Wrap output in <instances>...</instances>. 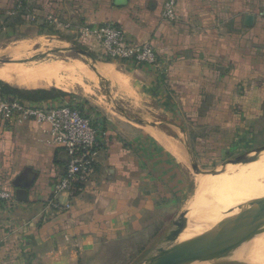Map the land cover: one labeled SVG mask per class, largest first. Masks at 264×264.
Instances as JSON below:
<instances>
[{
  "label": "crops",
  "instance_id": "1",
  "mask_svg": "<svg viewBox=\"0 0 264 264\" xmlns=\"http://www.w3.org/2000/svg\"><path fill=\"white\" fill-rule=\"evenodd\" d=\"M163 2H0L1 14L14 23L9 27L28 23L36 35L61 32L96 59L101 53L97 42L80 34L85 26L113 24L128 41L150 43L155 66L100 61L95 69L113 99L120 95L142 109L154 102L156 113L168 120L165 126L159 118L135 121L111 108L107 99L77 100L74 84L65 90L48 85L44 74L38 77L28 69L14 74L11 69L17 67L0 66L15 82L0 78V96L35 106L72 102L92 117L101 140L95 174L83 191L55 199L66 157L48 126L33 121L7 125L0 119V191L10 196L0 199V264H128L132 252L159 232L164 211L172 213L180 202L181 173L192 141L198 140L196 130L216 131L203 134L205 147L223 144L240 128L237 106L252 105V115L261 116L264 0H178L173 22L162 20ZM2 86L20 94L61 93L30 101L4 93Z\"/></svg>",
  "mask_w": 264,
  "mask_h": 264
},
{
  "label": "rangeland",
  "instance_id": "2",
  "mask_svg": "<svg viewBox=\"0 0 264 264\" xmlns=\"http://www.w3.org/2000/svg\"><path fill=\"white\" fill-rule=\"evenodd\" d=\"M1 1L3 2V0H0V2ZM6 16L12 17L11 14H6ZM12 22L13 21L8 18L5 19L4 15L0 12V66L17 67L11 69V73L14 74L23 70L27 71V69L30 74H34L38 77H41L44 74V77L48 79L46 81L48 85L59 86L65 90H70L72 88L71 85L74 84L75 94L72 95H75L74 98L77 100L90 101L100 98L104 101L107 99L111 108L118 112H123L127 117H131L135 121H141L148 118L149 120L154 119L152 121L155 122V119L159 118L161 122L164 123L163 126L168 123L166 116L163 118V116L156 113L157 109L154 102L146 103V107L142 109L130 106L129 101L118 98L120 95H117L116 98L113 99L112 97H114V94L112 89L106 82L99 79V75L95 69L96 62L100 61H97L92 53H85L86 49L81 44H78L71 38L62 35L61 32H53L55 34L54 36L40 35V33L36 35L34 27L28 25V23L25 25L21 24L22 26L14 25V27H9L14 24ZM15 24H17V22ZM63 39H67L68 42L66 43ZM18 50H21L20 53ZM37 68H43L44 72L37 70ZM0 75V78L10 83H15L11 76H7L9 75L7 72H0ZM55 77L59 79V81L53 80ZM259 108V111L261 112V116L259 118L252 115V105L245 107L240 106V108L237 106V108H235V115L237 116V119L240 118V128L235 132V138L227 143L220 144L217 142L214 143L213 146L210 145L205 147L206 144L202 141L203 134L216 131H208L203 127L201 130L200 128L196 130L198 140L196 143L192 141L191 153L189 154L190 158L189 160L187 158L184 170H182L181 173L182 183L185 187L181 191L180 202L174 205L176 206V209L173 210L172 213H170V211H164L166 214L162 216L159 232L152 235L147 244L132 252V256L130 257V262L128 264H141L144 258L154 253L155 249L160 246V241L163 239L164 235L172 228L171 222L182 212L189 211L186 214L189 215V217L187 218L185 224L195 223L199 229L205 231L213 227L215 224L214 221L207 216V213H214L221 216L223 213L234 208L230 207L235 205L231 203L232 199H229V201L228 199H224L227 200L228 203L230 202L232 204L228 205L226 202L227 206H225V202H223L224 207L222 206V203H220V206L219 201H217V205L215 204L213 206L212 204L214 209H210L212 208L211 203L214 202V200L211 202L210 199V202H207L208 200L206 201L210 207L206 206L207 204L204 205L203 198L201 197L198 189L205 186V184L210 181L209 179H211L214 175L196 176L195 170L210 171L224 163L233 165L234 159L241 153L264 145V105H261ZM146 112H148L149 115H147ZM240 113L243 114L241 117L238 115ZM165 129L167 132H170L167 127ZM181 139L187 142L183 132ZM263 172L264 159H261L258 164L250 170H239L236 173L230 174L232 175L230 177L211 181L225 183L227 180H230V183L237 181V184H240L243 181L242 179H244L242 183L246 180L249 183L253 178V180H256L258 178L257 175H262ZM227 182L229 183V181ZM249 199L251 200V198H248V201ZM255 199L259 200L257 197H255ZM255 199L252 198L251 201ZM263 199L264 198H261L262 201ZM245 200H242L244 201L243 203L238 200H235V202L233 200L232 202L236 203L237 201L238 203L240 202V204H244L246 203ZM238 203L236 204L239 206ZM253 231L264 232L263 229H256ZM200 232L194 234L190 231H186L183 233V238L191 239L192 237L200 234ZM240 237L241 236L235 240H238ZM235 240L225 245L222 250L227 246H234L233 244ZM179 244L170 245L169 247H174ZM213 257L210 260L215 264L218 261H216V259L213 260ZM228 257H226V260L231 256L229 258ZM229 260H227V264H240V261H242L240 259H238L240 261Z\"/></svg>",
  "mask_w": 264,
  "mask_h": 264
},
{
  "label": "built area",
  "instance_id": "3",
  "mask_svg": "<svg viewBox=\"0 0 264 264\" xmlns=\"http://www.w3.org/2000/svg\"><path fill=\"white\" fill-rule=\"evenodd\" d=\"M177 4L178 0H164L163 21L176 19ZM80 34L97 42L101 52L97 56L99 61L133 66L157 64L156 52L150 43L128 41L125 32L113 24L85 26L80 29ZM0 119L7 125L33 121L48 126L53 143L63 150L66 157L64 172L54 185L55 199L61 194L75 197L93 178L101 140L92 117L76 104L64 102L53 107L35 106L0 96ZM9 198L8 193L0 191L1 200ZM51 205L58 208L55 203Z\"/></svg>",
  "mask_w": 264,
  "mask_h": 264
},
{
  "label": "water",
  "instance_id": "4",
  "mask_svg": "<svg viewBox=\"0 0 264 264\" xmlns=\"http://www.w3.org/2000/svg\"><path fill=\"white\" fill-rule=\"evenodd\" d=\"M260 155H264V145L238 155L233 165L224 163L210 171L195 170V175L225 174ZM188 212H182L171 222L172 228L164 235L160 246L144 258L141 264H214L210 259L229 242L250 231L264 230V201L253 200L223 213L210 229L179 245L169 247L177 234L180 221Z\"/></svg>",
  "mask_w": 264,
  "mask_h": 264
},
{
  "label": "bare ground",
  "instance_id": "5",
  "mask_svg": "<svg viewBox=\"0 0 264 264\" xmlns=\"http://www.w3.org/2000/svg\"><path fill=\"white\" fill-rule=\"evenodd\" d=\"M261 159H264V155H260L255 159L247 161L243 166H240L237 169H232L225 174H216L211 179H209L210 181H208L207 184H205V186L198 189L199 193L201 194V197L203 198L204 205H206L207 202H210L209 199L211 200V202H213V200H214V202L211 203L212 208H210V209H214L213 206L215 204L217 205V203H216L217 201H219V204L222 203V206H223V202H225L224 203L225 206H227V204L230 205L231 203L233 205L235 204L234 206H230V207H237L238 206L236 204L238 202L236 201V203H233L232 202L233 200H234V202H235V200H238L241 202L242 200H245V198H246L247 201L245 200V202H249L252 200V198L255 199V197H257V199L262 201L261 198H264V174H263L264 172L262 173V175L260 174L261 176L257 175L258 178L256 180H253L254 178L252 180H250V182H249L250 184L248 183L247 180L245 181L246 183L245 182L242 183L244 181V179H242L243 181L241 183L239 182L240 184H237V181L230 183V180H227V181H229V183L226 180H223V181H226L227 183L226 182L225 183L219 182V181H211V180L230 177V176H232L230 174L236 173L239 170H244V171L250 170L253 167H255L258 164L259 160H261ZM239 198H240V200H239ZM248 198H251V200L249 199V201H248ZM224 199H228V201H229V199L230 200L232 199V201H231V203L230 202L228 203V201L224 200ZM220 201H222V202H220ZM263 201H264V199H263ZM226 202H227V204H226ZM240 202L238 204L242 205V204H240ZM243 202L244 201H242V203ZM212 204H213V206H212ZM208 205L209 204H207L206 206H208ZM220 206H221V204H220ZM208 207H210V206H208ZM207 216L210 219H212L214 221V223H217L221 217L220 215L218 216L214 213L213 214L207 213ZM188 217H189V215L183 216L182 220L179 223L177 234L173 238V240L171 241L170 245H175V244L182 243L183 241H187V239H189V238H186V239L183 238V233L186 231H190L194 234H196L200 231H203L202 229H199L197 224H195V223L185 224ZM233 245L234 246L225 247L221 252H219L218 254H216L213 257V260L216 259V261H218L215 264H227V260H229V259L230 260H236V261L242 260L243 262L240 261V264H264V232L252 231L248 234H244L238 240H235ZM228 256L229 257L231 256V257L229 258ZM226 257H228L229 259L226 260ZM236 258H238L240 260H238Z\"/></svg>",
  "mask_w": 264,
  "mask_h": 264
},
{
  "label": "trees",
  "instance_id": "6",
  "mask_svg": "<svg viewBox=\"0 0 264 264\" xmlns=\"http://www.w3.org/2000/svg\"><path fill=\"white\" fill-rule=\"evenodd\" d=\"M2 91L6 94L19 95L20 98L25 99V100H30V101H39L43 99H48V98H51L52 95L57 94L58 96L59 95L58 93H61V92L57 93L54 90H52L51 92L45 91V90H38L34 92H24V94L23 93L20 94L18 90L10 91L7 86H2Z\"/></svg>",
  "mask_w": 264,
  "mask_h": 264
},
{
  "label": "flooded vegetation",
  "instance_id": "7",
  "mask_svg": "<svg viewBox=\"0 0 264 264\" xmlns=\"http://www.w3.org/2000/svg\"><path fill=\"white\" fill-rule=\"evenodd\" d=\"M254 149V148H253ZM249 151V150H248ZM244 153V152H243ZM242 154V153H241Z\"/></svg>",
  "mask_w": 264,
  "mask_h": 264
}]
</instances>
